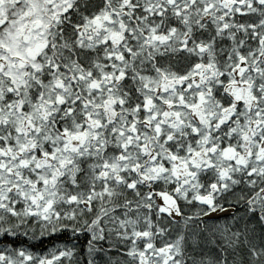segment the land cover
<instances>
[{
    "label": "snow or ice",
    "instance_id": "1",
    "mask_svg": "<svg viewBox=\"0 0 264 264\" xmlns=\"http://www.w3.org/2000/svg\"><path fill=\"white\" fill-rule=\"evenodd\" d=\"M0 264H264V0H0Z\"/></svg>",
    "mask_w": 264,
    "mask_h": 264
}]
</instances>
